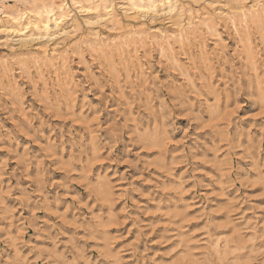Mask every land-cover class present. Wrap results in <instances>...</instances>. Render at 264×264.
<instances>
[{
	"label": "rangeland",
	"instance_id": "374dc122",
	"mask_svg": "<svg viewBox=\"0 0 264 264\" xmlns=\"http://www.w3.org/2000/svg\"><path fill=\"white\" fill-rule=\"evenodd\" d=\"M65 1L0 0V264H264V0Z\"/></svg>",
	"mask_w": 264,
	"mask_h": 264
},
{
	"label": "bare ground",
	"instance_id": "6f19581e",
	"mask_svg": "<svg viewBox=\"0 0 264 264\" xmlns=\"http://www.w3.org/2000/svg\"><path fill=\"white\" fill-rule=\"evenodd\" d=\"M26 1L29 7L27 9L25 8L26 9L25 11L28 10L29 12H31V14L39 17L38 22L40 25L37 24V27L42 28L46 32H50L52 29L59 28L60 20L61 19L63 20L62 16L64 13H66L67 3L65 0H60L59 3H56L57 1L55 0H26ZM128 1L131 3L132 7H137V8L139 7L148 8L150 6L152 7L155 5L157 1H165L169 5V8H171L173 3L172 0H128ZM111 14L109 15L111 16ZM22 17L25 18L26 16L24 15ZM25 20L26 23L22 24L23 26L22 28L14 29V32H16V34L23 33L22 35L24 36L26 35L24 31L27 29V27H25V25H29V22L31 21L29 20V18H26Z\"/></svg>",
	"mask_w": 264,
	"mask_h": 264
}]
</instances>
